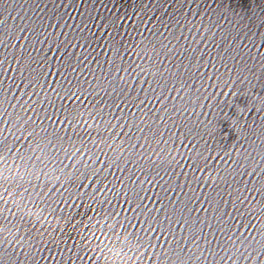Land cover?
<instances>
[{
	"label": "snow or ice",
	"instance_id": "6c2138e0",
	"mask_svg": "<svg viewBox=\"0 0 264 264\" xmlns=\"http://www.w3.org/2000/svg\"><path fill=\"white\" fill-rule=\"evenodd\" d=\"M0 66H2V61H0ZM73 71H76V69H73ZM121 79H123L121 77ZM69 84H71V81H68ZM52 91H56L55 89H53ZM69 99V100H76L79 101L80 100V96H78L75 92H72L71 89L69 88L66 92H65V97H62V99ZM83 103V102H82ZM119 105H117L118 107ZM136 107H139V105H136ZM78 112V110H77ZM70 115L72 113H69ZM117 118V117H114ZM61 124L64 123V121H60ZM69 125H71V120L68 121ZM133 184H136V181H132ZM149 183H151V181H149ZM90 186V185H86ZM106 191H112L111 189H105ZM97 191H100L99 189H97ZM255 195H252V199L255 200L257 196H264V189H256L255 190ZM7 193H5L6 195ZM151 199L148 197H141L139 195L138 191H135L133 189V196L131 198H128L125 200V204L129 205L128 208L124 209L125 212H131L133 213V215L131 216L132 221H134V223L129 222L127 225V228H131L132 229V233L130 235H134L137 230L142 234V236L140 237V239H143L145 236L151 237L153 232L156 231H164L163 228V224L158 222V217L153 216L152 214L154 212L159 213L161 211H163V206H155L157 204V201L159 199L156 200H152V204L154 205V207L149 208L147 204H143V200L144 199ZM237 200H239L240 204H244L245 202H250L248 200L247 196H240V197H236ZM2 202V201H0ZM32 204V209L36 210V214L39 216V218H41V213L43 211H45L44 208L40 207L39 204L35 203V202H31ZM133 203H136V206L133 207ZM233 205H236L235 200H232ZM71 206V205H69ZM5 209H6V204L4 205ZM115 215V214H114ZM141 217H143V219H141ZM4 222H8L7 220L4 219H0V228H2L4 226ZM139 225V226H138ZM127 228L122 229L121 235H123L124 232L127 231ZM127 239V238H126ZM139 243V240L137 241ZM143 245H141L142 247ZM149 247L151 248H155L156 244L152 243V241H149ZM143 255V254H142ZM153 255H155V253H153ZM140 259V257H139Z\"/></svg>",
	"mask_w": 264,
	"mask_h": 264
},
{
	"label": "clouds",
	"instance_id": "9594fccd",
	"mask_svg": "<svg viewBox=\"0 0 264 264\" xmlns=\"http://www.w3.org/2000/svg\"><path fill=\"white\" fill-rule=\"evenodd\" d=\"M126 255H127V254H126ZM128 258L132 260V264H136V261L139 259V256H137V257H135V258H133V257H131V256H128ZM121 259H123V258H121Z\"/></svg>",
	"mask_w": 264,
	"mask_h": 264
}]
</instances>
